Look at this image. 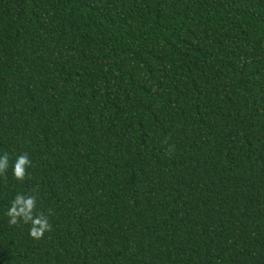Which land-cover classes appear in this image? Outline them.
<instances>
[{
    "label": "trees",
    "instance_id": "16d2710c",
    "mask_svg": "<svg viewBox=\"0 0 264 264\" xmlns=\"http://www.w3.org/2000/svg\"><path fill=\"white\" fill-rule=\"evenodd\" d=\"M4 152L0 264H264V0H0Z\"/></svg>",
    "mask_w": 264,
    "mask_h": 264
},
{
    "label": "clouds",
    "instance_id": "9594fccd",
    "mask_svg": "<svg viewBox=\"0 0 264 264\" xmlns=\"http://www.w3.org/2000/svg\"><path fill=\"white\" fill-rule=\"evenodd\" d=\"M175 151L174 145H169V155ZM10 155L4 152L0 155V178L7 182V171L10 166ZM32 166V160L28 152L18 155L12 165L13 175L19 181L31 179L28 171ZM35 191V190H33ZM38 195L17 193L15 198L10 202V206L6 211L8 224L10 226H18L21 223L30 225L29 234L32 238L42 239L46 232L53 230L50 217L54 215L52 209L47 211L38 210Z\"/></svg>",
    "mask_w": 264,
    "mask_h": 264
}]
</instances>
